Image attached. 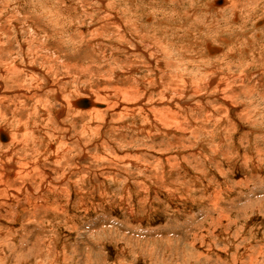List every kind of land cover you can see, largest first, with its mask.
Returning <instances> with one entry per match:
<instances>
[{
	"label": "rangeland",
	"instance_id": "rangeland-1",
	"mask_svg": "<svg viewBox=\"0 0 264 264\" xmlns=\"http://www.w3.org/2000/svg\"><path fill=\"white\" fill-rule=\"evenodd\" d=\"M216 1L0 0V264H264V0Z\"/></svg>",
	"mask_w": 264,
	"mask_h": 264
},
{
	"label": "bare ground",
	"instance_id": "bare-ground-1",
	"mask_svg": "<svg viewBox=\"0 0 264 264\" xmlns=\"http://www.w3.org/2000/svg\"><path fill=\"white\" fill-rule=\"evenodd\" d=\"M223 1L224 0H217L216 2L217 3H223ZM235 4V3H234ZM237 4H235V5H233V9H235V6H236ZM232 6V5H231ZM231 9V8H230ZM218 12H216V14H217ZM222 14V13H221ZM219 15V14H218ZM225 15V14H224ZM222 17H223V15H222ZM238 32V31H237ZM234 41V40H233ZM149 44V43H148ZM211 45V44H210ZM209 44H206V47L208 46V49H209V52L211 53V54H217L219 51H218V49L217 48H213V47H211ZM191 59V58H190ZM179 61V60H178ZM95 104V103H94ZM74 106L76 107V108H78V107H81V108H84V109H89V108H91L92 110H94V108L95 107H97V108H102V105H93V103H92V101L90 100V99H83V100H79L78 102H76V103H74ZM96 108V109H97ZM15 109V108H14ZM90 109V110H91ZM14 114V113H13ZM15 115V114H14ZM16 116V115H15ZM20 130V129H19ZM18 130V131H19ZM6 131V130H5ZM4 130H0V135H1V139H2V142H6L7 140H9V136H8V133H7V131L5 132ZM18 137V136H17ZM26 137V136H25ZM28 138V137H27ZM16 139H18V138H16ZM24 139V138H23ZM22 139V140H23ZM14 141H15V139H14ZM13 141V142H14ZM22 142V141H21ZM20 143V142H19ZM9 155V154H8ZM2 159H3V157H2ZM5 159V158H4ZM2 165H4V164H2ZM1 165V166H2ZM7 167V166H6ZM19 167V166H18ZM23 168H24V166H23ZM2 169V168H1ZM0 169V170H1ZM4 169H5V167H4ZM18 169V168H17ZM9 170V169H8ZM16 171V170H15ZM22 171V170H21ZM21 171H18L17 172V174L16 175H20V173L21 174H23L24 172H21ZM2 172V171H1ZM13 172V171H12ZM7 173V172H6ZM3 174V173H2ZM27 176V175H26ZM25 176V177H26ZM4 177V176H3ZM2 179V178H1ZM27 179V178H26ZM18 180V179H17ZM3 181H4V178H3ZM0 182H2V181H0ZM9 182V181H8ZM5 183V182H4ZM2 184V183H1ZM9 185V184H8ZM8 185H6L7 187H8ZM7 189V188H6ZM3 191V190H2Z\"/></svg>",
	"mask_w": 264,
	"mask_h": 264
}]
</instances>
